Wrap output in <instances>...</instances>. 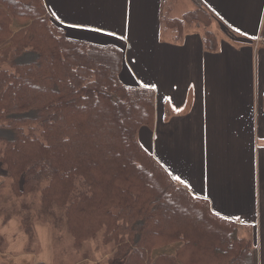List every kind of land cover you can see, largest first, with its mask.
I'll return each instance as SVG.
<instances>
[{
  "label": "trees",
  "instance_id": "obj_1",
  "mask_svg": "<svg viewBox=\"0 0 264 264\" xmlns=\"http://www.w3.org/2000/svg\"><path fill=\"white\" fill-rule=\"evenodd\" d=\"M198 5L165 21L176 38L184 24H209ZM122 60L116 45L68 37L44 0H0V130L10 133L0 135V164L13 193L32 198L6 218L21 214L29 232L35 215L76 248L101 234L122 264H258L237 224L139 141L138 130L153 126L154 91L123 84ZM171 243L175 252L153 254Z\"/></svg>",
  "mask_w": 264,
  "mask_h": 264
},
{
  "label": "crops",
  "instance_id": "obj_2",
  "mask_svg": "<svg viewBox=\"0 0 264 264\" xmlns=\"http://www.w3.org/2000/svg\"><path fill=\"white\" fill-rule=\"evenodd\" d=\"M182 1L191 10L179 16L181 0L44 3L68 37L120 47L122 83L154 91L153 126L139 141L240 237L252 226L245 239L264 264V0H198L209 24H184L176 38L165 21L199 6Z\"/></svg>",
  "mask_w": 264,
  "mask_h": 264
},
{
  "label": "rangeland",
  "instance_id": "obj_3",
  "mask_svg": "<svg viewBox=\"0 0 264 264\" xmlns=\"http://www.w3.org/2000/svg\"><path fill=\"white\" fill-rule=\"evenodd\" d=\"M190 3L193 5L194 2L190 0ZM186 10L191 9L181 0L174 15L179 16ZM194 26L197 27L195 24ZM32 58L31 53L25 54L20 61H28ZM2 67L4 66L0 65V68ZM0 135L10 137V133L6 130H0ZM11 185L12 179L0 164V207H6L9 210L0 212V264H122L123 259L115 255L114 242H102L101 234L97 235V239L85 241L83 247L76 248L72 237L64 228L54 227L52 223L38 219L33 214L29 232L25 228L21 214L15 212L6 218L7 214L15 211L17 207L20 208L22 204L20 202L32 199L30 195L16 196ZM5 197L8 200L1 202ZM241 227L244 238H253L252 226L242 224ZM247 228L248 234L245 233ZM176 246L177 243H171L163 248H155L153 254L173 253Z\"/></svg>",
  "mask_w": 264,
  "mask_h": 264
},
{
  "label": "snow or ice",
  "instance_id": "obj_4",
  "mask_svg": "<svg viewBox=\"0 0 264 264\" xmlns=\"http://www.w3.org/2000/svg\"><path fill=\"white\" fill-rule=\"evenodd\" d=\"M95 31H100V29H95Z\"/></svg>",
  "mask_w": 264,
  "mask_h": 264
}]
</instances>
